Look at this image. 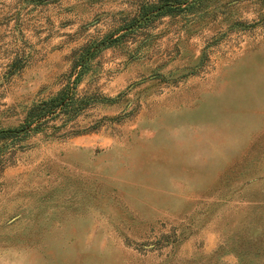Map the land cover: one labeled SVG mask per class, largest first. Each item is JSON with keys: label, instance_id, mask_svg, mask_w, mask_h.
Listing matches in <instances>:
<instances>
[{"label": "rangeland", "instance_id": "374dc122", "mask_svg": "<svg viewBox=\"0 0 264 264\" xmlns=\"http://www.w3.org/2000/svg\"><path fill=\"white\" fill-rule=\"evenodd\" d=\"M0 264H264V0H0Z\"/></svg>", "mask_w": 264, "mask_h": 264}, {"label": "trees", "instance_id": "16d2710c", "mask_svg": "<svg viewBox=\"0 0 264 264\" xmlns=\"http://www.w3.org/2000/svg\"><path fill=\"white\" fill-rule=\"evenodd\" d=\"M83 60L75 61L72 64V68H76L78 71L84 66ZM74 98L72 93L63 87L59 89L55 94L49 98L42 100L34 105H32L25 114V122L31 124L36 121V126L41 124L42 120L47 118V116H55L59 112H70L76 111V107H73ZM3 133H8V131H3Z\"/></svg>", "mask_w": 264, "mask_h": 264}]
</instances>
